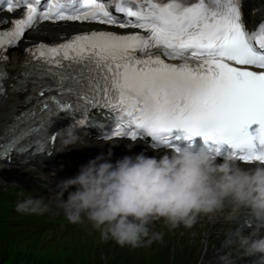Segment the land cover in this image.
<instances>
[{
    "label": "snow or ice",
    "instance_id": "6c2138e0",
    "mask_svg": "<svg viewBox=\"0 0 264 264\" xmlns=\"http://www.w3.org/2000/svg\"><path fill=\"white\" fill-rule=\"evenodd\" d=\"M0 6V12H22L0 20V60L43 21L140 30L91 31L27 48L30 59L17 84L29 94L18 120L32 122L19 131L10 127L0 160L44 153L56 138L48 121L57 112L78 114L75 126L90 119V110L105 109L115 121L114 137L135 141L143 130L156 147L175 149L199 136L211 152L220 154L227 144L234 159L264 164V71L236 66L264 70V21L249 30L242 0H0ZM49 90L57 95L46 97ZM253 124L259 127L250 135Z\"/></svg>",
    "mask_w": 264,
    "mask_h": 264
},
{
    "label": "clouds",
    "instance_id": "9594fccd",
    "mask_svg": "<svg viewBox=\"0 0 264 264\" xmlns=\"http://www.w3.org/2000/svg\"><path fill=\"white\" fill-rule=\"evenodd\" d=\"M57 135L65 148L84 142L74 128ZM112 155L109 149L58 182L57 207L70 223L87 222L103 242L138 248L162 241L163 231L153 230L157 224L172 231L219 215L238 223L229 244L255 257L253 264H264V164L245 167L229 155L218 163L220 154L188 143L159 157L142 151L112 163ZM16 210L43 213L48 206L28 198ZM218 260L235 264L231 253Z\"/></svg>",
    "mask_w": 264,
    "mask_h": 264
},
{
    "label": "rangeland",
    "instance_id": "374dc122",
    "mask_svg": "<svg viewBox=\"0 0 264 264\" xmlns=\"http://www.w3.org/2000/svg\"><path fill=\"white\" fill-rule=\"evenodd\" d=\"M90 142L84 139L82 145L101 149L100 146L92 147ZM3 183L4 180H0V187ZM153 230L163 231L162 241L138 248L121 247L112 240L103 242L99 231L93 230L91 226H83L79 231L63 236L0 226V242L8 241L18 248L19 243L25 245L26 249H15V253L21 256L26 250L38 262L47 260L48 264H180L184 261L197 262L209 252V228L206 225L189 228L185 232L179 229L169 231L163 226H156ZM8 247L11 248L6 245V249ZM8 263L6 257L3 264ZM15 264L20 263L18 261Z\"/></svg>",
    "mask_w": 264,
    "mask_h": 264
},
{
    "label": "bare ground",
    "instance_id": "6f19581e",
    "mask_svg": "<svg viewBox=\"0 0 264 264\" xmlns=\"http://www.w3.org/2000/svg\"><path fill=\"white\" fill-rule=\"evenodd\" d=\"M248 6L253 9L250 15H247L248 19H258L264 10V0H252L248 3ZM64 29L72 30L71 25H65L57 29V31H62ZM19 71V66L16 64L11 67V72L6 79V82L12 80V75H17ZM24 87L23 86H6L5 91L0 93V132L7 122L10 121L12 115L17 113V108L22 104L24 97ZM94 147H98L101 144H94ZM88 147V146H87ZM130 152L137 153L133 148ZM152 156H159L152 153ZM36 158V155H35ZM9 169L0 166V180L4 179V174H7ZM216 218V216H215Z\"/></svg>",
    "mask_w": 264,
    "mask_h": 264
},
{
    "label": "trees",
    "instance_id": "16d2710c",
    "mask_svg": "<svg viewBox=\"0 0 264 264\" xmlns=\"http://www.w3.org/2000/svg\"><path fill=\"white\" fill-rule=\"evenodd\" d=\"M0 243L2 244L1 248H0V264H3L4 259L6 257H7L8 262H9L8 264H15V262H18V261L20 264H48L47 260L45 262H42V263L40 261L38 262L37 259L35 258V256L29 252L27 253L26 250H24L25 253H23L21 256L15 253V252H17V250H15V249H19V250H20V248L26 249L27 246H25V245H21L19 243L20 248H18V247H14L13 244L8 243V241L0 242ZM6 245H8V246L10 245L11 248L8 247L6 249ZM11 250H12V252H11Z\"/></svg>",
    "mask_w": 264,
    "mask_h": 264
}]
</instances>
